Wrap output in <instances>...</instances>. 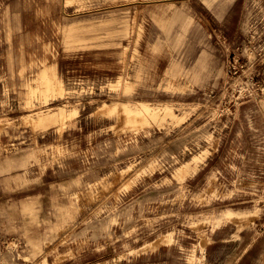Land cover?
I'll return each instance as SVG.
<instances>
[{"label": "rangeland", "instance_id": "1", "mask_svg": "<svg viewBox=\"0 0 264 264\" xmlns=\"http://www.w3.org/2000/svg\"><path fill=\"white\" fill-rule=\"evenodd\" d=\"M0 264H264V0H0Z\"/></svg>", "mask_w": 264, "mask_h": 264}, {"label": "bare ground", "instance_id": "2", "mask_svg": "<svg viewBox=\"0 0 264 264\" xmlns=\"http://www.w3.org/2000/svg\"><path fill=\"white\" fill-rule=\"evenodd\" d=\"M71 38V37H70ZM31 92H34L33 90H31ZM52 116H49V117H39L38 120H37V123H39L40 126H46L47 122L50 121Z\"/></svg>", "mask_w": 264, "mask_h": 264}]
</instances>
